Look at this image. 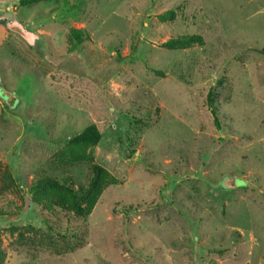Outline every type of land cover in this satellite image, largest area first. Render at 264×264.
<instances>
[{
	"label": "rangeland",
	"instance_id": "1",
	"mask_svg": "<svg viewBox=\"0 0 264 264\" xmlns=\"http://www.w3.org/2000/svg\"><path fill=\"white\" fill-rule=\"evenodd\" d=\"M74 154L118 181L47 216L27 184H86ZM0 243L4 264H264V0H0Z\"/></svg>",
	"mask_w": 264,
	"mask_h": 264
},
{
	"label": "trees",
	"instance_id": "2",
	"mask_svg": "<svg viewBox=\"0 0 264 264\" xmlns=\"http://www.w3.org/2000/svg\"><path fill=\"white\" fill-rule=\"evenodd\" d=\"M39 1V0H33ZM66 1V0H63ZM172 13V12H169ZM24 35L27 34L26 30L22 29ZM27 37V36H26ZM68 37L73 44L82 43L86 39V32L83 29L72 28L68 33ZM202 41L200 36L196 35H182L172 38L167 41V44L173 46H179L186 43ZM263 50V49H261ZM208 102L211 106L213 115L217 116L216 109L213 105L214 93L211 91L208 94ZM159 106H156V114H158ZM127 111H129L127 109ZM130 114V112L128 113ZM217 117L215 122H217ZM84 138H99V132L94 126L88 127L83 133ZM67 166H74L78 163L87 164L90 170V177L86 184L79 183L76 184L72 180L70 175L52 176L44 175L33 179L29 184H27L29 191V200L36 204L40 210L44 212L47 216L53 215L55 211H61L65 215H70L73 213L76 216H87L91 209L96 204L98 198L102 194L103 190L111 185L116 184L118 179L111 174L105 167L101 166L100 163L94 161L91 156H84L83 154L71 155L67 160H64L63 164ZM5 180L7 183L13 185V179L8 172L5 173ZM77 185V186H75ZM15 186V184H14ZM10 187L5 184L1 187V191ZM18 193V188L14 189ZM74 244L69 246H64L62 252L67 250H73ZM6 259V252L2 248L0 243V264H4Z\"/></svg>",
	"mask_w": 264,
	"mask_h": 264
}]
</instances>
